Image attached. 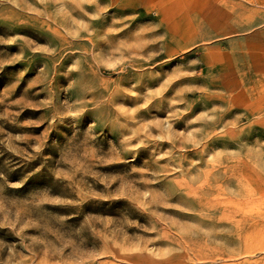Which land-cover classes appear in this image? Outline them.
Returning a JSON list of instances; mask_svg holds the SVG:
<instances>
[{"label":"rangeland","instance_id":"rangeland-1","mask_svg":"<svg viewBox=\"0 0 264 264\" xmlns=\"http://www.w3.org/2000/svg\"><path fill=\"white\" fill-rule=\"evenodd\" d=\"M0 264H264V0H0Z\"/></svg>","mask_w":264,"mask_h":264}]
</instances>
